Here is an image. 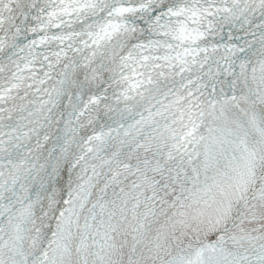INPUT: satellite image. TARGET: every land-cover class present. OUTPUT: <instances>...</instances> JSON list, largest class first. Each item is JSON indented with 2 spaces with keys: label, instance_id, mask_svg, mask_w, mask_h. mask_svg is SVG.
Listing matches in <instances>:
<instances>
[{
  "label": "snow or ice",
  "instance_id": "snow-or-ice-1",
  "mask_svg": "<svg viewBox=\"0 0 264 264\" xmlns=\"http://www.w3.org/2000/svg\"><path fill=\"white\" fill-rule=\"evenodd\" d=\"M0 264H264V0H0Z\"/></svg>",
  "mask_w": 264,
  "mask_h": 264
}]
</instances>
